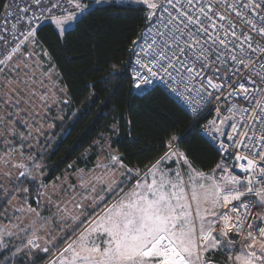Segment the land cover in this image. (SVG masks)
Returning <instances> with one entry per match:
<instances>
[{"label":"snow or ice","instance_id":"6c2138e0","mask_svg":"<svg viewBox=\"0 0 264 264\" xmlns=\"http://www.w3.org/2000/svg\"><path fill=\"white\" fill-rule=\"evenodd\" d=\"M105 11L142 12L145 30L123 72L109 61L108 75L85 85L90 103L113 85L116 99L126 81L133 99L159 91L192 132L203 125L221 157L211 172L181 148L179 120L163 155L143 172L129 167L113 147L116 120L94 141L93 168L45 178L47 147L74 102L42 33L52 26L66 47ZM0 264H264V0L0 3Z\"/></svg>","mask_w":264,"mask_h":264},{"label":"trees","instance_id":"16d2710c","mask_svg":"<svg viewBox=\"0 0 264 264\" xmlns=\"http://www.w3.org/2000/svg\"><path fill=\"white\" fill-rule=\"evenodd\" d=\"M143 15L142 12H130L126 14L127 18L114 19L106 11L95 13L85 21V26L90 25V29L81 26L79 31L66 35V47L58 40L52 26L42 33V39L74 102L72 108L65 109L70 115L66 117L64 127L58 126L52 143L47 147L43 160L45 178L51 177L53 181L71 165L80 168L91 165L96 160L94 141L101 135H108L109 126L116 120L121 123V131L119 136L112 137L113 147L133 169L143 172L163 155L166 151L165 130L174 120L180 121L175 134L180 138L187 137L181 148L195 152V164L199 170L209 173L219 162L220 154L198 134L199 130L192 132L194 121L180 115L176 106L159 91L145 99H133L135 92L130 81H126L116 99L110 100L115 91L113 85L94 102L95 106L90 103L94 96L85 85L107 76L109 61L124 71L131 57L133 40H139L145 30ZM96 42L99 48L93 52L90 45ZM99 67L105 71L98 72ZM113 108L116 111L113 112ZM129 119L133 121L131 135L123 126Z\"/></svg>","mask_w":264,"mask_h":264},{"label":"rangeland","instance_id":"374dc122","mask_svg":"<svg viewBox=\"0 0 264 264\" xmlns=\"http://www.w3.org/2000/svg\"><path fill=\"white\" fill-rule=\"evenodd\" d=\"M97 159H98V156H97V153H96V160H95L91 165H89L88 167L80 168V167L77 166V165H71L66 171L63 172L62 175H60V176L57 177L55 180H53V182H55L56 180L62 178L63 175H64L66 172H71L73 169H85V170H88V169L93 168V167L96 165V163H97ZM45 177H46V175H45Z\"/></svg>","mask_w":264,"mask_h":264},{"label":"built area","instance_id":"2783aa9c","mask_svg":"<svg viewBox=\"0 0 264 264\" xmlns=\"http://www.w3.org/2000/svg\"><path fill=\"white\" fill-rule=\"evenodd\" d=\"M143 32H144V31H143ZM142 34H143V33H142ZM209 119H211V117H210ZM200 128H203V125H201ZM200 128H198L199 131H200ZM220 159H221V157H220Z\"/></svg>","mask_w":264,"mask_h":264}]
</instances>
